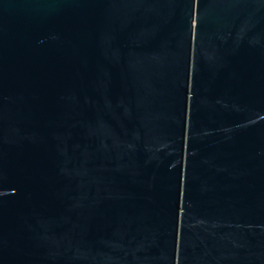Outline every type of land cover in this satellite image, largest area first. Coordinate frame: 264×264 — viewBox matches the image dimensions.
Here are the masks:
<instances>
[{
  "label": "water",
  "instance_id": "1",
  "mask_svg": "<svg viewBox=\"0 0 264 264\" xmlns=\"http://www.w3.org/2000/svg\"><path fill=\"white\" fill-rule=\"evenodd\" d=\"M0 264H264V0H0Z\"/></svg>",
  "mask_w": 264,
  "mask_h": 264
}]
</instances>
